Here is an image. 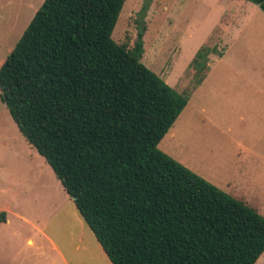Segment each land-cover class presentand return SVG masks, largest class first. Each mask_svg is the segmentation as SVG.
Wrapping results in <instances>:
<instances>
[{
    "label": "trees",
    "instance_id": "trees-1",
    "mask_svg": "<svg viewBox=\"0 0 264 264\" xmlns=\"http://www.w3.org/2000/svg\"><path fill=\"white\" fill-rule=\"evenodd\" d=\"M124 2L45 0L0 66V102L111 264H256L264 217L158 148L189 94L140 62L144 26L132 48L113 41ZM214 50L189 66L206 73Z\"/></svg>",
    "mask_w": 264,
    "mask_h": 264
},
{
    "label": "rangeland",
    "instance_id": "rangeland-1",
    "mask_svg": "<svg viewBox=\"0 0 264 264\" xmlns=\"http://www.w3.org/2000/svg\"><path fill=\"white\" fill-rule=\"evenodd\" d=\"M44 1L0 0V66ZM140 26L146 28L140 62L189 94L158 148L264 217V13L246 0H125L111 38L132 48ZM204 45L215 52L200 74L189 64ZM0 211L9 220L0 225V250L18 261L36 252L42 230L70 264H111L2 102ZM256 264H264V254Z\"/></svg>",
    "mask_w": 264,
    "mask_h": 264
},
{
    "label": "crops",
    "instance_id": "crops-1",
    "mask_svg": "<svg viewBox=\"0 0 264 264\" xmlns=\"http://www.w3.org/2000/svg\"><path fill=\"white\" fill-rule=\"evenodd\" d=\"M16 217L19 218V220H23V217L20 215H17ZM8 222H9V220L6 217L5 222L2 224H8ZM78 222L80 224L81 234H82V224L84 223V221L82 223V221H80V219H78ZM2 224H0V225H2ZM16 227H17V225H16ZM39 232L41 233V238H40V242L37 243V245L34 248L36 250V252H32V250H30L29 252H27L26 256H22V259L18 261V260H16V258L10 256V254H8L7 251L3 252L0 250V264H27L26 260L28 261V264H70L68 262L66 255L61 250L59 245L56 244V242H54V240L52 238H50L48 236V234H46L44 231L39 230ZM26 244L31 246V247L34 246V241L30 236L26 239ZM97 244H98V242H97ZM98 246L101 247L99 244H98ZM11 247H12V243H6L5 248L7 250H9V248H11ZM77 247L78 246H73L74 250H77Z\"/></svg>",
    "mask_w": 264,
    "mask_h": 264
}]
</instances>
